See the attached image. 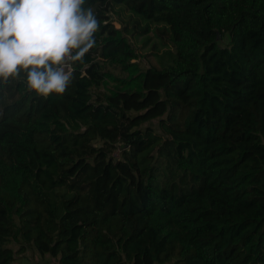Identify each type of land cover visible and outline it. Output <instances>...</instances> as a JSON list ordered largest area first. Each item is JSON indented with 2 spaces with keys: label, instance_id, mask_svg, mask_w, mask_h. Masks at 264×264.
<instances>
[{
  "label": "trees",
  "instance_id": "1",
  "mask_svg": "<svg viewBox=\"0 0 264 264\" xmlns=\"http://www.w3.org/2000/svg\"><path fill=\"white\" fill-rule=\"evenodd\" d=\"M81 7L99 29L65 94L0 77V264L29 247L57 264H264V0ZM152 23L172 63L140 70L130 37Z\"/></svg>",
  "mask_w": 264,
  "mask_h": 264
},
{
  "label": "clouds",
  "instance_id": "2",
  "mask_svg": "<svg viewBox=\"0 0 264 264\" xmlns=\"http://www.w3.org/2000/svg\"><path fill=\"white\" fill-rule=\"evenodd\" d=\"M84 4L86 0H0V77H16L20 67L27 70V85L37 97L65 94L74 79L73 63H83L96 44L99 20Z\"/></svg>",
  "mask_w": 264,
  "mask_h": 264
},
{
  "label": "rangeland",
  "instance_id": "3",
  "mask_svg": "<svg viewBox=\"0 0 264 264\" xmlns=\"http://www.w3.org/2000/svg\"><path fill=\"white\" fill-rule=\"evenodd\" d=\"M133 16L139 18L137 15L133 14ZM112 19L115 25L118 26V19L115 14L112 15ZM133 23L136 22L134 21ZM138 30L140 29L138 28ZM130 40L140 54L134 60L140 70L146 69L151 64H158L157 66L162 67L172 63L170 56L163 57L161 62L157 58V54H162L163 50L170 47L169 30L164 24L152 23L148 31L130 37ZM228 41L229 36L224 34L219 43L226 45ZM114 73L121 76L126 74L120 70H115ZM115 154H118L117 151ZM18 246L19 244L16 242L9 244V247L13 249L18 248ZM10 264H57V258H54L50 254L40 255L34 248L29 247L23 253H15V259Z\"/></svg>",
  "mask_w": 264,
  "mask_h": 264
},
{
  "label": "built area",
  "instance_id": "4",
  "mask_svg": "<svg viewBox=\"0 0 264 264\" xmlns=\"http://www.w3.org/2000/svg\"><path fill=\"white\" fill-rule=\"evenodd\" d=\"M70 59V58H69Z\"/></svg>",
  "mask_w": 264,
  "mask_h": 264
}]
</instances>
